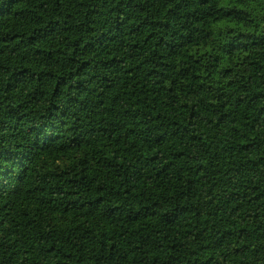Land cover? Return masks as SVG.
I'll use <instances>...</instances> for the list:
<instances>
[{"label": "trees", "instance_id": "16d2710c", "mask_svg": "<svg viewBox=\"0 0 264 264\" xmlns=\"http://www.w3.org/2000/svg\"><path fill=\"white\" fill-rule=\"evenodd\" d=\"M0 264H264V0H0Z\"/></svg>", "mask_w": 264, "mask_h": 264}]
</instances>
